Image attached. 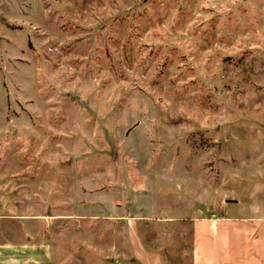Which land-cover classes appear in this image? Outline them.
<instances>
[{
	"label": "rangeland",
	"instance_id": "rangeland-1",
	"mask_svg": "<svg viewBox=\"0 0 264 264\" xmlns=\"http://www.w3.org/2000/svg\"><path fill=\"white\" fill-rule=\"evenodd\" d=\"M225 196L264 213V0H0V243L118 232V201L173 254ZM48 208L99 218L19 217Z\"/></svg>",
	"mask_w": 264,
	"mask_h": 264
},
{
	"label": "crops",
	"instance_id": "crops-1",
	"mask_svg": "<svg viewBox=\"0 0 264 264\" xmlns=\"http://www.w3.org/2000/svg\"><path fill=\"white\" fill-rule=\"evenodd\" d=\"M241 36L238 34L236 44ZM225 39L226 43L231 44H227L225 53L238 46L233 42L232 30ZM219 130L220 126L213 127L209 133L213 131L217 134ZM217 140L215 135L210 138V143L215 145ZM220 200L218 204H195L192 216L187 218L191 224L188 232L190 245L186 250L173 254L162 251L159 233L153 232V228H143L141 232L136 230V221L151 218L128 213L130 204L122 205L114 201L113 213L100 218L97 214H76L65 210L50 213L49 208L45 216L41 213L20 215L24 219L46 218L51 221L99 218L103 221H118L123 226H119L118 232L110 233L103 230L94 233L71 232L70 238L75 241L70 242H64L65 236L59 233L56 234L59 241L53 247L32 239L16 244L2 242L0 264H264V213L259 209L257 215L247 217L227 215L226 210L218 213L217 207L227 206L228 198L225 196ZM53 207L57 208L58 204ZM147 207L149 210L152 206ZM13 217L5 214L0 216V220Z\"/></svg>",
	"mask_w": 264,
	"mask_h": 264
}]
</instances>
